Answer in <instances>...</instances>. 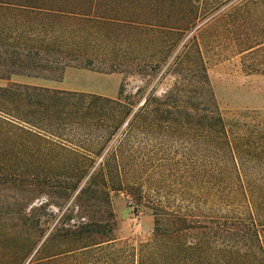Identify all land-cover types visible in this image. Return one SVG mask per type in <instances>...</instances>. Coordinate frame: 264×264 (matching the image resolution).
Segmentation results:
<instances>
[{"label":"trees","instance_id":"1","mask_svg":"<svg viewBox=\"0 0 264 264\" xmlns=\"http://www.w3.org/2000/svg\"><path fill=\"white\" fill-rule=\"evenodd\" d=\"M204 1L0 0V177L64 178L58 198L86 212L50 231L0 213V264L41 241L35 255L55 251L28 264H264V111L223 114L195 34L223 2ZM247 26L232 46L264 73V19ZM70 67L141 84L117 98L54 85ZM42 165L59 170L26 173ZM121 191L154 216L150 240L119 236Z\"/></svg>","mask_w":264,"mask_h":264},{"label":"rangeland","instance_id":"2","mask_svg":"<svg viewBox=\"0 0 264 264\" xmlns=\"http://www.w3.org/2000/svg\"><path fill=\"white\" fill-rule=\"evenodd\" d=\"M204 2L209 6L223 2L218 10L199 24L200 29L195 32L200 40L210 82L223 114L228 111L246 109L264 111V73L246 71L242 54H239L232 46L234 39L250 27L247 26L249 22L258 23L264 19V0H257V2L256 0L248 2L247 0H205ZM13 80L32 82L31 79L24 77H13ZM7 82L0 79V85H6ZM139 84H141L139 77L126 76L118 72H100L84 67L68 68L64 73L63 81L54 83L61 88L111 98L119 97L124 87L127 91H135ZM42 166L38 169L31 167L26 173L59 170L47 165ZM0 170L4 171L6 167L1 166ZM0 178H2L0 213L3 215H9L17 210L31 212L36 218H40V225L50 231L65 213L70 214L72 218L86 213L70 205L74 196L68 203L58 198L56 191L59 190L58 186L66 184L64 178L61 182L51 183L32 175H20L8 179L1 176ZM11 179L14 180L8 181ZM27 187L30 191H25ZM112 203L118 219L119 236L123 240L129 239L131 243L138 245L151 239L154 230V216L147 209L143 212H134L132 197L122 191L112 193ZM70 206L73 207L68 210ZM42 242L20 264H28L30 260L38 256L49 255L55 251L56 248L49 247L42 251L41 255L40 253L35 255ZM9 243L14 245L13 242ZM3 250L4 248L0 247V254ZM10 250L11 248L6 249L7 253H11ZM65 264L73 263L65 261Z\"/></svg>","mask_w":264,"mask_h":264}]
</instances>
